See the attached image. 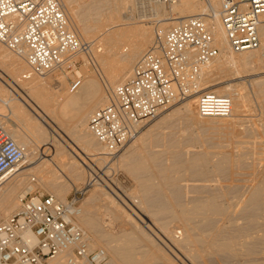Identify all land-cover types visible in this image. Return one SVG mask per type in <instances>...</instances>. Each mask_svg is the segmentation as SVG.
Instances as JSON below:
<instances>
[{
    "label": "rangeland",
    "instance_id": "rangeland-1",
    "mask_svg": "<svg viewBox=\"0 0 264 264\" xmlns=\"http://www.w3.org/2000/svg\"><path fill=\"white\" fill-rule=\"evenodd\" d=\"M114 4V0H71L74 16L73 21L76 25L74 26V29L79 35H82V39H84L82 41H87L92 44V49L88 54L78 55L76 67L73 69V71H57L50 74V77L45 78V82L48 83L47 85L50 88L52 87L53 83L56 84L60 82L63 86L65 85L66 88H68L66 90L68 95L75 93V91L71 92L69 90V81L71 79L79 77L82 80V83H84V81L89 78L93 79L96 83V91H98L91 100L84 102L86 110L90 111L89 115L99 107V104L94 106L95 102L97 103V101L105 95L103 81H110L109 79H111V84L117 85L120 83L121 79L124 77L126 78L127 76V74L123 72L124 77H122L123 74L121 73V69L124 67L122 65L126 64L125 61L127 57L131 54V39L133 38L130 36V38L126 40L127 36L124 29H138L139 26H143L145 23H150L152 25V30L149 41L145 46L146 49L155 35L153 27H156V25L164 22L162 19L166 17L179 16L178 11H174V13L170 14L169 4L158 5L155 8L158 14L155 16L149 10L150 4L141 5V2L138 0H126L125 5L122 6L118 14L117 24L119 25L112 27L107 31H105L103 28L100 30L97 27L95 29L94 26L98 25L99 21L102 22L101 19H106V14L108 15L110 8H112ZM99 9L101 11H99ZM95 13L102 14L95 15ZM84 19L86 24L83 23ZM76 20H78L77 22L79 24L76 22ZM80 23L82 27H84V25H90V27L86 26L87 29L81 28ZM92 24L94 26H92ZM174 25V23L169 24L166 30ZM84 29H86L85 32H83ZM120 30H122L123 33ZM114 37L116 38L115 40H110ZM1 48L4 49L3 46ZM125 48L127 50H125ZM229 49L233 54H235V56L240 54V52L234 51L231 47H229ZM5 50L7 51V54L9 52L11 56L13 55L6 48L4 51ZM248 51H251L249 56L250 63L247 62L248 64H244L245 66L237 65L234 68V66L224 65L222 66L223 68L219 67L218 69V67H216L215 69L213 66L208 65V63L206 65L209 67L206 65L204 67L203 65L204 72L206 74L204 75V72L202 71L203 75L201 81L203 82L204 78L205 81L203 84L200 82L197 94H193L191 97H186L185 99L165 109L155 120L146 124L138 133V135L131 142L125 145V147L119 151L115 157L110 158L106 156L104 160L94 161L92 167H85L84 170H78L71 175L72 177L69 176V179L54 177L53 185L48 186L39 179L38 174V169L41 167V165L45 164L46 160H49L52 157V147L46 144L50 142L47 139H44L45 141L41 142L44 144H38L37 148L33 150L34 153L31 154L33 155L34 161L33 164H29V167L32 165H36V167L32 168L33 170H28L29 172L26 171L24 174L20 175L21 177L17 176L18 178L16 177L15 179L9 178L5 181L6 187L7 185L14 186V188L16 187V190L13 193L14 200L12 199L13 201L11 206H9L7 201L0 203V211L5 212L4 216H0V220L8 217L15 211L18 205L17 193L20 191V189H22L23 186L30 187L32 189L34 188L36 191L42 192L44 194H51L59 200H65L74 186H80L89 183L88 191L80 203V214L77 216L76 220L77 223L86 231L90 238L91 245L93 247H98L105 250L109 257L110 263L112 259V251L116 249V246L117 248L122 249H116L117 251L123 252V249H128L132 245L131 247L133 250L135 249V252L130 251L132 249L128 251L125 250L129 256L127 255V258H124L123 255L121 256L127 260L128 264H264V260H262L264 259V255H262L264 254V252H262V250H264V246H262V244H264V236H262L264 235L262 234L264 233V229H262L264 228V221H262L264 220V217H262L264 216V201L260 203H255L253 201V204L251 203L253 199L251 198V201L249 199V194L251 195L250 190L261 188V186L264 185V48H262L260 42V45L257 48L249 49ZM142 52H140V54L130 64L129 67L131 70L135 61ZM220 54L221 51L218 52L217 56L213 60V64H215V66L218 64L217 61L221 60ZM120 55L124 56V61L121 60ZM11 56H9V58L12 60L15 55L13 57ZM16 58L18 59L19 57L16 56L15 59ZM17 59L15 61H20L21 63V60ZM22 64H25V66H23V68H25H22L20 71V76H23L28 70L24 60L22 61ZM129 67L128 70L131 72ZM207 69L208 71L206 72ZM209 69L211 71H209ZM128 76L131 78V73H128ZM128 76L126 80L129 79ZM24 79L21 78V84L25 83ZM0 84L2 87L5 86L1 80ZM17 87V89H14L11 91V93L16 98L19 95L23 97L25 95L24 93H26L25 90L20 85ZM212 88H217L220 91H224V88H227V93L217 94L227 96L228 94H232L231 98L233 108L237 104L235 98L233 97H235L236 94L244 96V106L239 110L232 112L233 114L228 117L199 116L195 107L196 97L199 92L210 90ZM1 96L2 95H0V98ZM190 99L193 100L195 106L193 105L192 107V113L190 112L187 114L180 108V106ZM15 102L17 101L15 100ZM19 102L22 104L21 100ZM19 102L17 103L19 104ZM0 104L2 105H0L2 107L0 109L2 110V112H0V120H3V122L0 121V125L4 123L2 126L6 129V125L9 123L8 121L10 119L15 121L16 119L12 116L10 109H8L9 105H4L2 102H0ZM20 106H23L24 109L22 110H24V112L27 111L26 113L28 114H32L34 116L36 115V110L30 103L27 102V100L26 104L24 103ZM7 126L10 125L8 124ZM9 129L10 128L6 129L8 134L10 132ZM62 130L67 134L68 137L72 139L73 142H75L73 137H71V135H69L65 129ZM19 132L22 131H18L17 135L22 137L23 133L19 134ZM59 142L62 143V146H64V152L68 158L70 157V161H73V158H77V156H79V154L66 146L65 143H69L66 137L62 140L60 139ZM30 148L32 147L25 146L24 150L27 151ZM101 148L97 145L95 148L96 151L89 153L95 154L99 152ZM199 155L202 158L204 157L203 160L201 158L202 161L200 158H198L200 157ZM195 159H197V161ZM189 161H196V164L194 163V165L191 164L190 166ZM200 161L201 164L199 163ZM203 161L206 162V166H203ZM23 166H27L28 168L27 163H25ZM55 170L57 171V168H55ZM57 173L60 174L59 171H57V176ZM92 173L93 175H96V177L95 179L91 180V177L88 178V174ZM30 177H35V181L33 182L35 184H33L32 181V184L30 183ZM60 189H62V192L59 191ZM208 194L212 197H210ZM223 196L225 197L223 198ZM242 196L244 198H242ZM238 197L241 198L239 199L241 203L240 201L238 202ZM210 198H214L216 203H220V207L223 208V215L221 209L220 213L218 212L220 216L218 213L217 216V214L214 212V215L213 213L212 215L207 213V216L203 214L204 216H202V218L200 214L198 216L193 212L190 213V211H188L195 204H199V202H201L199 201L200 199L203 201L206 199L209 200ZM245 199L249 200L245 201ZM195 200L197 201L196 203L194 202V204L193 201ZM227 200L228 202L230 200L231 201L228 203ZM246 202H249L250 204H247ZM187 203V207L190 206V209L187 208L188 210L184 209L186 208ZM255 204H257L258 208L254 206ZM258 204H260L259 206L262 209L258 206ZM248 206L251 210L248 208ZM177 209H179L180 214H176L178 211ZM254 211L256 213H254ZM184 212H187L188 220L185 222V220L181 217V219L185 222L182 224L183 221H180V216H184ZM228 212L231 213L228 215ZM250 212L251 215L249 218L247 216L250 214ZM260 214L261 217L257 216ZM176 215L179 216V219ZM192 215H194V217ZM243 216L246 219L243 218ZM210 217H213L214 220H212ZM241 217L243 219H241ZM170 219L173 220L171 221ZM244 219L248 220V222ZM207 220H210L212 223H207ZM159 221L164 222L165 227L160 226ZM202 221L204 223H202ZM147 223H150V227H147L148 229L145 227ZM192 223L194 225H192ZM200 223H202L201 226L199 225ZM188 224L192 227V234H203L201 236L206 239L211 238L212 236H215L214 239H216L218 242L228 239V241H234L235 239L234 243L237 242L236 246L238 249V251L236 250L237 255L235 252L232 253L234 255H231L230 253H219V256L217 254H211L202 259L205 260V262L201 259H190V257L186 255V252L177 246L178 243L183 240L186 231L184 228H188ZM183 225H186L187 227H184ZM194 226L196 227L195 231ZM214 226L215 228H213L212 231L211 227ZM220 226L221 228H219ZM250 226H252L254 231L253 229H250ZM245 227L249 229H246ZM228 229H233V232L231 230L229 231ZM240 229L243 230L242 233ZM250 232L253 234H250ZM245 234L247 235L245 236ZM250 235H253V237ZM231 237L233 240H230L232 239ZM258 239L260 240L258 241ZM137 240H139V242ZM252 241H254L255 245ZM243 242H245V244L247 242H252V245H247L249 243L246 245L250 246L248 248L251 249V251L254 248V252H251L254 255L248 252L249 250L246 248V245ZM255 248H257V250H255ZM258 248L261 250L259 251ZM119 252H117L119 255L123 254L122 252ZM240 253H242V255L245 253L248 255V257H246L247 255L242 257ZM182 254L185 255L183 256ZM228 254L231 255L232 258ZM235 255L236 257H239H234L233 259V256ZM171 259L173 260L171 261L172 263L170 262ZM237 260L238 263L235 262ZM260 261L262 263H260ZM122 264L127 263L125 261V263Z\"/></svg>",
    "mask_w": 264,
    "mask_h": 264
},
{
    "label": "built area",
    "instance_id": "built-area-1",
    "mask_svg": "<svg viewBox=\"0 0 264 264\" xmlns=\"http://www.w3.org/2000/svg\"><path fill=\"white\" fill-rule=\"evenodd\" d=\"M138 1L169 4L175 0ZM219 2L218 15L230 47L237 52L255 48L257 28L264 23V0ZM206 16L182 18L157 34L134 63L131 78L118 83L107 102L91 113L88 129L104 147L105 156L115 157L170 104L196 90L202 66L218 54ZM0 44L25 61L26 79L71 72L78 55L92 49L90 42L80 41L69 28L58 0H0ZM80 83L79 77L71 79L70 91ZM231 106L227 95L212 91L196 97L201 117H228ZM23 158V149L0 125V177ZM88 185L74 186L65 200L34 188L20 195L15 211L0 220V264H46L59 255H63L60 264H111L105 250L91 245L76 220Z\"/></svg>",
    "mask_w": 264,
    "mask_h": 264
},
{
    "label": "bare ground",
    "instance_id": "bare-ground-1",
    "mask_svg": "<svg viewBox=\"0 0 264 264\" xmlns=\"http://www.w3.org/2000/svg\"><path fill=\"white\" fill-rule=\"evenodd\" d=\"M59 3L61 4V7L63 9V12L68 20V23H69V28L75 33V35L77 36V38L82 41L84 39H82V35H79L76 30L74 29V26L75 23L73 21V7L71 6V0H58ZM115 1V4L113 5L112 8H110L109 12H108V15L106 14V19H101L102 22L99 21V24L94 26L92 24V26L99 28L100 30L103 28L105 31L109 30L110 28L112 27H115L119 24L118 23V14H119V11L120 9L122 8V6L125 5V2L126 0H114ZM129 2V1H127ZM103 3V2H102ZM142 4H150L149 5V10L150 12H152L153 15H157V11H156V7L158 5H162L163 3H145V2H142L141 1V5ZM125 8V7H123ZM220 8V2L219 0H175L174 2H171L169 3V10H170V14L174 13V11H178L179 13V16L177 17H166L164 19H162L164 22L156 25V27L154 26L153 27V30L155 32V36H157V34H163L164 32H166V28L169 26V24H172L174 23L175 25L178 24V22L182 19V18H185V17H189V16H192V15H198V14H206V24L209 28V31L210 33L212 34V38L214 40V45L218 48V52L221 51V54H220V57H221V60L220 61H217L218 64L215 66V64H213V60L210 61L208 63V65L210 66H213L215 69L216 67H221L223 68L222 66L224 65H227V66H234V68L238 65H243L245 66L244 64H246L247 62L250 63L249 61V56L251 54V51H248V50H244V51H239L240 54H238L237 56H235V54H233L231 52V50L229 49L230 45L228 43V40L226 38V35H225V29H224V24L222 23V20L220 19L219 15H218V10ZM144 9V8H143ZM147 9V8H146ZM148 10V9H147ZM96 11H97V8H96ZM99 11H101L99 9ZM93 12V11H92ZM90 13V12H89ZM88 13V14H89ZM96 14H99V13H95ZM102 14V13H101ZM99 14V15H101ZM87 15V14H86ZM91 15V14H90ZM94 15V14H93ZM98 15V16H99ZM105 16V15H104ZM86 17V16H85ZM91 17V16H90ZM96 18H98L97 16H95ZM103 17V16H102ZM87 19V18H85ZM85 19H84V24L85 23ZM91 19V18H90ZM89 20V19H88ZM120 20V19H119ZM78 20H76L77 22ZM80 21V20H79ZM87 21V20H86ZM92 21V20H91ZM109 21V22H108ZM97 22V20H96ZM95 22V23H96ZM78 23V22H77ZM82 23V24H83ZM93 23V22H92ZM79 24V23H78ZM88 24V23H87ZM91 24V23H90ZM81 25V23H80ZM174 25V26H175ZM223 25V26H222ZM87 27L90 25H86ZM86 26L84 25V27H82L81 25V28H86ZM93 27V28H94ZM152 25L149 23V24H144L143 26H139L138 29H124L125 33H126V40L130 38V36L133 38L131 39V42H132V45H131V54L127 57L126 59V64L122 65L124 66L122 69H121V73L123 74V72H125V74H127L128 76V73H131V76L133 74V67H132V70L131 68L129 67L130 64L135 60V58L140 54V52H142L144 49H145V46L146 44L148 43L149 41V37L151 36V30H152ZM87 29V28H86ZM83 32H85V30ZM98 30V29H97ZM103 30V31H104ZM168 30V29H167ZM122 31V30H120ZM123 33V31H122ZM118 35V33H117ZM125 35V34H124ZM129 36V37H128ZM257 36H258V39H259V43L258 45L255 47L257 48L259 45H260V42H261V46L262 48H264V23L260 24L257 28ZM153 37V39H154ZM110 39V38H109ZM116 38H111L110 40H115ZM152 39V40H153ZM152 42V41H151ZM218 44V46H217ZM1 45V44H0ZM2 45L0 46V80L5 84V86H1L0 84V95L1 98H0V102H2V104L4 103V105H9L8 109H10L11 113H12V116L15 117V121L14 120H7L9 123L10 126H7V128H10V132H9V136L13 139V141L20 147L23 149V152H24V158L23 160H21L19 163H17L16 165H14L8 172H6L2 177H0V203L3 202V201H7L9 206H11L12 204V201L14 200V191L16 190V187L14 188V186H8L6 187L5 185V181L9 178H16L17 176H20L22 174H24L26 171L36 167V165H32L29 167V164H33V150L37 148L38 144H44V143H41L43 141H45L44 139H47L50 143H46L48 144L50 147H52V157L49 159V160H46V163L41 165V167L38 169V174H39V179L42 180V182L44 184H46L47 186L48 185H53V179L54 177H62L64 179H69V176H71L72 174H74L75 172H77L78 170H84L85 167H92V164L94 163V161H97V160H104L106 158V156H104V147L100 145V143L97 142V140L95 139V137L93 136L92 137V134L90 132V130L88 129V123H87V120H88V116L90 117L89 115V112L88 110H86L85 108V101H89L91 100L95 93H97L96 89V83L93 79L89 78L87 80L84 81V83H82V80H81V83L80 85L78 86V88L75 91V93L71 94V95H68L66 90L68 88H66V86L62 85V83H53L52 84V87L50 88L45 82V78L46 77H50L49 75L48 76H37V75H33L31 76L30 78L27 79H24L23 76H20V71L22 70L23 66H25V64L23 65L22 64V61L23 59H17V60H21V63L20 61H15V57L12 58H9V56H11L8 52V54L6 53L7 51L4 47L1 48ZM125 50H127L125 48ZM124 50V51H125ZM146 50V49H145ZM144 50V51H145ZM143 51V52H144ZM142 52V53H143ZM237 52V51H236ZM141 53V54H142ZM14 54L11 56L13 57ZM121 57V60L124 61V56L120 55ZM139 58V57H138ZM137 58V59H138ZM14 59V60H13ZM252 59V58H251ZM136 62V61H135ZM248 64V63H247ZM206 65V64H205ZM204 65V67H205ZM206 65V66H208ZM128 67L130 68V71L128 70ZM209 67V66H208ZM25 68V67H24ZM23 68V69H24ZM27 68V67H26ZM203 68V66H202ZM212 68V67H211ZM220 68V69H221ZM95 69V68H94ZM203 72H204V68L201 69ZM201 71V77H200V80L198 81V84H197V88L196 90H194L192 92V94H190L189 96L191 97V95L193 94H197L198 93V90H199V84L201 82V84H203V82L205 81V76L203 77L204 81L202 82V72ZM208 71V69L206 70V72ZM209 71H211L209 69ZM217 72V71H216ZM120 73V72H119ZM120 73V74H121ZM209 73V72H208ZM103 74V73H101ZM121 74V75H122ZM206 73L204 72V75ZM23 75V74H22ZM208 75V74H207ZM102 76V75H101ZM112 76V75H111ZM126 76V78H127ZM130 76V75H129ZM128 76V78H129ZM37 77H40V78H37ZM122 77H124V74L122 75ZM21 78L24 79L25 83L24 84H21L20 81H21ZM53 78V77H52ZM126 78L124 77L123 79L120 80V82H124V80L126 81ZM44 79V80H43ZM104 79V78H103ZM119 79V78H118ZM54 80V79H53ZM110 81H112L111 79H109ZM103 81V80H102ZM108 80H104V93L105 95L102 96L98 101L97 103L95 102L94 106L95 105H98L99 104V107L100 105L103 106L106 102H107V99H108V95L109 93L113 90V88L116 86L112 85L111 83ZM54 82V81H53ZM102 82V83H103ZM22 86L23 89L25 90L26 93H24L25 95L22 97V96H17V98L15 96H13V94L11 93V91H13L14 89H17L18 87L17 86ZM228 86V85H227ZM17 87V88H16ZM65 87V88H64ZM205 88V87H204ZM207 88V87H206ZM21 89V88H19ZM225 92L224 91H220L218 90L217 88H212L210 90H206V91H212L214 93H227L226 91L227 88H224ZM70 90V89H69ZM70 92V91H69ZM72 92V91H71ZM204 92V91H202ZM201 93V92H199ZM17 94V93H16ZM188 96V97H189ZM232 94H228V97L231 99L232 101V98H231ZM244 96L240 95V94H236L235 97V100L237 102V104L234 106L233 108V104L231 106V114H233L232 112L234 111H237L239 110L241 107L244 106ZM185 99V98H184ZM15 100L17 102H19L20 100L22 101V104H26V100L28 103H30L34 109L36 110L35 111V116L32 115V114H28L26 112H24V109L23 106H20L22 104H19L17 102H15ZM181 100H178V101H175L173 102L172 104H170L168 107H171V105L179 102ZM103 104V105H102ZM1 105V104H0ZM3 105V106H4ZM194 105V102L192 99L186 101L185 103H183L180 108L186 112L187 114L188 113H192V107ZM2 106V105H1ZM0 106V109L2 108ZM195 106V105H194ZM167 107V108H168ZM196 107V106H195ZM4 108V107H3ZM91 108V107H90ZM166 108V109H167ZM4 110V109H3ZM34 111V110H33ZM0 112H2V110H0ZM196 114V113H195ZM230 114V115H231ZM3 116H5L4 114H2ZM1 115V116H2ZM229 115V116H230ZM11 116V117H12ZM193 117V116H192ZM194 118V117H193ZM3 119V118H2ZM1 121V120H0ZM3 122V120L1 121ZM5 122V121H4ZM4 123H2L3 125ZM6 128V129H7ZM62 129H65V131L67 133H69V135H71V137H73L74 141H72V139L70 137L67 136V134L62 130ZM22 131V132H19L20 133H23V136L22 137H19L17 135L18 131ZM67 138V141L69 142L68 144H66L67 147H69L70 149H72L73 151H75L77 154H79V156H77V158H73L74 160L73 161H70V157L68 158L64 152V146H62V143H60V139L62 140L63 138ZM95 139V140H94ZM137 139V138H136ZM39 142V143H37ZM47 142V141H46ZM140 142V141H139ZM142 143V142H141ZM98 145V147H102L101 150L95 154H90L89 152H94L96 151L95 148L96 146ZM25 146H30L32 148H30L29 150L25 151ZM47 147V146H46ZM87 152V153H86ZM74 153V152H73ZM75 153V154H76ZM89 153V154H88ZM76 154V155H77ZM69 155V154H68ZM46 156V155H45ZM200 156V155H199ZM157 157V156H156ZM209 157V156H208ZM197 158V157H196ZM200 158L201 160V156L198 157ZM197 158V159H198ZM197 159H195L197 161ZM204 159V157L202 158V160ZM206 159V158H205ZM144 160V159H143ZM192 160H193V157H192ZM201 160V161H202ZM123 161V160H122ZM195 161V162H196ZM201 161L199 162L201 164ZM190 162V161H189ZM194 161L193 162H190L189 165L191 166L194 165L195 163ZM204 162V161H203ZM25 163L28 164V168L27 166H23ZM140 163V162H139ZM185 163V161H184ZM41 164V162H40ZM39 164V166H40ZM183 164V163H182ZM196 164V163H195ZM206 164V162H204L203 166ZM178 165V164H177ZM184 165V164H183ZM176 166V165H175ZM179 166V165H178ZM206 166V165H205ZM194 167V166H192ZM198 167V166H197ZM24 168V169H23ZM55 168H57V171H59L60 174H58V176L56 175V170ZM59 169V170H58ZM195 169V168H194ZM207 169V168H206ZM218 169V168H217ZM33 170V169H32ZM205 170V169H204ZM199 171V170H198ZM206 171V170H205ZM29 172V171H28ZM162 172V171H161ZM176 172V171H175ZM196 172V171H195ZM200 172V171H199ZM202 172V171H201ZM179 173V172H178ZM177 173V174H178ZM161 174V173H160ZM180 174V173H179ZM203 174V173H202ZM206 174V173H205ZM176 175V174H175ZM204 175V174H203ZM21 177V176H20ZM23 177V176H22ZM72 177V176H71ZM91 177L90 179H95L96 175H93L92 174H88V178ZM18 178V177H17ZM35 179V177H33ZM31 179L32 177H30V183H31ZM63 179V180H64ZM164 179V178H163ZM39 180V181H40ZM159 180V179H157ZM171 180V179H169ZM67 181V180H66ZM162 181V180H161ZM20 182V181H19ZM18 182V184H19ZM173 182V181H172ZM210 182V181H209ZM33 183V182H32ZM31 183V184H32ZM164 183V182H163ZM7 184V183H6ZM12 184V183H11ZM35 184V183H33ZM175 184V183H174ZM210 184V183H209ZM161 185V184H160ZM262 185V184H261ZM17 186V185H16ZM209 186V185H208ZM211 186V185H210ZM264 186V185H262ZM261 188H256L254 190H250L251 191V195L249 194V199L251 201V198L253 199L251 203H253V201L255 203H260L262 201H264V187ZM71 187V186H70ZM156 187V186H155ZM166 187V186H165ZM62 188V187H61ZM171 188V187H170ZM32 190V188L30 187H26V186H23L22 189H20V191L17 193V201H18V197L20 195H23L24 193L28 192ZM60 192H62V189L59 190ZM160 192V191H159ZM221 192V191H220ZM242 193V192H241ZM244 193V192H243ZM210 194V193H209ZM208 194V195H209ZM215 194V193H214ZM246 194V193H244ZM200 195V194H199ZM211 195V194H210ZM209 195V196H210ZM229 195V194H228ZM232 195V194H231ZM241 195V194H240ZM243 195V194H242ZM53 196V195H52ZM220 196V195H219ZM235 196V195H234ZM233 196V197H234ZM55 197V196H54ZM208 197V196H207ZM212 197V196H210ZM214 197V195H213ZM218 197V196H217ZM225 196H223L224 198ZM232 197V198H233ZM246 197V196H245ZM201 198V197H200ZM219 198V197H218ZM242 198H244L242 196ZM248 198V197H247ZM13 199V200H12ZM198 199V198H197ZM203 199V198H202ZM205 199V198H204ZM216 199V198H215ZM230 199V198H229ZM236 199V198H235ZM238 199V202L240 201L239 199H241L240 197L237 198ZM248 199V200H249ZM193 200V199H192ZM234 200V198H233ZM232 200V201H233ZM247 199H245V201H248ZM191 201V200H190ZM197 200L193 201V203L195 202L196 203ZM201 202H199V204H195L193 207H191V209L189 207H187L188 203L186 204V210H188L187 208H189L190 210V213L193 212L194 214L198 215L199 214L201 215V218L202 216H207L208 214L209 215H214V212L217 214L218 212L220 213V209L222 210V215L224 214L223 213V208L220 207V203H216L214 198H210L209 200H199ZM220 201V200H219ZM222 201V200H221ZM231 201V200H230ZM229 201V202H230ZM228 202V200H227ZM226 202V203H227ZM228 202V203H229ZM236 202V201H235ZM15 203V202H14ZM13 203V204H14ZM184 203V202H183ZM192 203V202H190ZM198 203V202H197ZM224 203V204H226ZM227 203V205H228ZM241 203V201H240ZM244 203V202H243ZM242 203V204H243ZM247 203V202H246ZM222 204V203H221ZM235 204V203H234ZM239 204V203H238ZM245 204V203H244ZM247 204H250L249 202ZM254 204V203H253ZM183 205V204H182ZM231 205V203H230ZM260 204H258L259 206ZM13 206V205H12ZM223 206V205H222ZM226 206V205H225ZM229 206V205H228ZM233 206V205H232ZM236 206V205H235ZM238 206V205H237ZM241 206H244V205H241ZM254 206L257 207V204H255ZM176 207V206H175ZM234 207V206H233ZM254 207V208H256ZM260 207V206H259ZM178 208V207H177ZM225 208V207H224ZM240 208V207H239ZM247 208V207H246ZM249 208V206H248ZM258 208V207H257ZM261 208V207H260ZM151 209V208H150ZM169 209V208H168ZM227 209V208H226ZM236 209V208H235ZM245 209V208H244ZM250 209V208H249ZM253 209V207H252ZM262 209V208H261ZM178 210V211H177ZM177 213L178 214L180 211L179 209H177ZM233 210V209H232ZM251 210V209H250ZM163 211V210H162ZM167 211V210H166ZM170 211V210H169ZM187 211V212H188ZM229 211V210H228ZM242 211V210H241ZM240 211V212H241ZM165 212V211H164ZM174 212V211H173ZM187 212H184L183 215L184 216H180V221H183L182 219L185 220V222L188 220V216H187ZM225 212V211H224ZM237 212V211H236ZM249 212V211H248ZM156 213V212H155ZM154 213V214H155ZM158 213V212H157ZM175 213V212H174ZM192 213V214H193ZM208 213V214H207ZM218 213V214H219ZM229 213L231 212H228V215ZM254 213H256L254 211ZM259 213V212H258ZM5 212L4 211H0V216L3 215L4 216ZM80 214V208H79V212H78V215ZM150 214V213H149ZM180 214V213H179ZM204 214V215H203ZM217 214V216H218ZM236 214V213H235ZM245 214V213H244ZM252 214H253V211H252ZM77 215V216H78ZM167 215V213H166ZM242 215V214H241ZM251 215V212L250 214L247 216L249 217ZM76 216V218H77ZM155 216V215H154ZM177 218L179 217L178 215H176ZM194 217V215H192ZM197 216V217H198ZM220 216V214H219ZM227 216V215H225ZM254 216V215H252ZM256 216V215H255ZM259 217H261V214L260 215H257ZM173 217V215H172ZM182 217V219H181ZM215 217V216H214ZM231 217V216H230ZM236 217V216H235ZM264 217V216H262ZM176 218V217H175ZM200 218V219H201ZM206 218V217H204ZM211 218V217H210ZM226 218V217H225ZM237 218V217H236ZM235 218V219H236ZM243 218H245L243 216ZM241 217V219H243ZM250 218V217H249ZM251 218H255V217H251ZM257 218V217H256ZM152 219V218H151ZM168 219V218H167ZM166 219V220H167ZM179 219V218H178ZM199 219V220H200ZM212 220L213 217L211 218ZM223 219V218H222ZM240 219V218H239ZM246 219V218H245ZM244 219V220H245ZM164 220V219H162ZM171 220V219H170ZM173 220V219H172ZM171 220V221H172ZM176 220V219H175ZM194 220V219H193ZM243 220V221H244ZM256 220V219H255ZM259 220V218H258ZM195 221V220H194ZM218 221V220H217ZM224 221V220H223ZM232 221V220H231ZM230 221V222H231ZM248 222V220H245ZM244 221V222H245ZM251 221V220H250ZM249 221V223H250ZM264 221V220H262ZM152 222V221H151ZM167 222V221H166ZM183 221L182 224L185 223ZM192 222V221H191ZM207 223L208 222H211L210 220L206 221ZM241 222V221H240ZM261 222V221H260ZM154 223V222H153ZM169 223V222H168ZM180 223V222H179ZM195 223V222H194ZM202 223H204L202 221ZM200 223L199 225L201 226ZM212 223V222H211ZM223 223V222H222ZM252 223V222H251ZM206 224V223H205ZM204 224V225H205ZM216 224V223H214ZM219 224V223H218ZM229 224V223H228ZM232 224V223H231ZM245 224V223H244ZM159 225L162 226V227H165V223L162 222V221H159ZM192 225H194L192 223ZM198 225V226H199ZM203 225V226H204ZM208 225V224H207ZM226 225V224H225ZM224 225V226H225ZM234 225V224H232ZM241 225V224H239ZM260 225V224H259ZM184 227L186 225H183ZM199 226V227H200ZM216 226V225H215ZM214 227H211V230ZM227 226V225H226ZM246 226V225H244ZM255 226V225H254ZM138 227V226H137ZM146 228L147 227H150V223L146 224L145 226ZM183 227V228H184ZM187 227V226H186ZM207 227V226H206ZM210 227V225H209ZM223 227V226H222ZM232 227V226H231ZM243 227V226H242ZM240 227V228H242ZM251 228L250 229H253L252 226H250ZM169 228V227H168ZM205 228V227H204ZM221 228V226L219 227ZM229 228V227H228ZM246 228V227H245ZM256 228V227H254ZM83 229V228H82ZM148 229V228H147ZM166 229V228H165ZM185 230V236L183 238V240L178 243L177 246H179L182 250H184L186 252V255H188L190 257V259H196V260H199V259H203L211 254H219V253H230L231 255H234L232 253L235 252L236 254V250L238 251L237 249V242H235V239L234 241H228V240H223L222 242H218L216 241L215 236H212L211 238H204L203 234H192L193 232L192 231V227L191 225L188 224V228H184ZM201 229V228H200ZM210 229V228H209ZM227 229V228H226ZM246 229H249V228H246ZM264 229V228H262ZM84 230V229H83ZM183 230V229H182ZM196 230V227L194 226V231ZM203 230V229H202ZM210 230V231H211ZM215 230V229H214ZM229 230V229H228ZM231 230V229H230ZM229 230V231H230ZM233 230V229H232ZM231 230V231H232ZM241 230V229H240ZM199 231V230H197ZM205 231V229H204ZM208 231V229H207ZM209 231V232H210ZM213 231V230H212ZM222 231V230H221ZM226 231V230H225ZM227 231V232H229ZM243 230H241V233H242ZM246 231V230H245ZM252 231V230H250ZM254 231V229H253ZM220 232V231H219ZM233 232V231H232ZM231 232V234H232ZM169 233V232H168ZM202 233V232H200ZM204 233V232H203ZM226 233V232H225ZM230 233V232H229ZM256 233V232H255ZM132 234V233H131ZM205 234V233H204ZM207 234V233H206ZM224 234V233H223ZM228 234V233H227ZM226 234V235H227ZM235 234V233H234ZM250 234H253L250 232ZM264 234V233H262ZM172 235V234H171ZM242 235V234H241ZM247 234H245L246 236ZM255 235V234H254ZM28 237H30V235H27ZM175 236V235H174ZM182 236V234H181ZM205 236V235H204ZM229 236V235H228ZM227 236V237H228ZM233 236V235H232ZM244 236V235H243ZM251 236V235H250ZM264 236V235H262ZM206 237V236H205ZM209 237V236H207ZM219 237V236H218ZM236 237V236H235ZM249 237V236H248ZM253 237V235L251 236ZM172 238V237H170ZM175 238V237H174ZM223 238V237H222ZM229 238V237H228ZM232 238V237H231ZM234 238V236H233ZM230 239V240H233ZM244 238V237H243ZM260 238V237H259ZM181 239V238H180ZM261 239V238H260ZM258 239V241L260 240ZM134 240V239H133ZM241 240V239H240ZM257 240V239H255ZM139 242V240H137ZM175 241V239H174ZM221 241V239H220ZM248 241V240H247ZM242 242V241H241ZM246 242V241H245ZM245 242H243L245 244ZM250 242V240H249ZM247 242V243H249ZM253 244L255 245L254 241H252ZM252 242L247 244V245H252ZM137 243V242H136ZM127 244V243H126ZM173 244V243H172ZM177 244V243H176ZM241 244V243H240ZM245 244V245H246ZM259 244V243H258ZM109 245V244H108ZM129 245V243H128ZM134 245V244H133ZM168 245V244H167ZM244 245V246H245ZM246 245V248L249 250H247L249 253H251L252 251L254 252V248L253 250L251 251V249H249L248 247L250 246H247ZM126 246V245H125ZM124 246V247H125ZM132 246V245H131ZM130 246V248L128 249H125V250H130L132 249V247ZM156 246V245H155ZM243 246V247H244ZM262 246H264V244H262ZM122 247V248H124ZM129 247V246H128ZM254 247V246H253ZM260 247V246H259ZM113 248V246H112ZM239 248V247H238ZM262 248V247H261ZM116 249L118 250L119 248H117L116 246ZM116 249H114L112 251V259H111V263L113 264H122V263H126L128 264L127 260L124 259V258H127V255L128 253L123 249V252L122 251H117ZM116 250V251H115ZM119 250H122L121 248ZM135 250V249H134ZM133 249L130 250V251H134ZM140 250V249H139ZM138 250V251H139ZM158 250V249H157ZM175 250V249H174ZM245 250V251H246ZM255 250H257V248H255ZM258 250L260 251L261 249L258 248ZM125 251V253H124ZM146 251V250H145ZM244 251V250H243ZM117 252L119 253H123L121 255H119ZM135 252V251H134ZM137 252V251H136ZM140 252V251H139ZM148 252V251H147ZM240 252V250H239ZM248 252H246L247 254H249ZM252 252V253H253ZM262 252H264V250H262ZM132 253V252H130ZM161 253V252H160ZM166 253V252H165ZM182 253V252H181ZM184 253V252H183ZM251 253V254H252ZM260 253V252H259ZM126 254V255H124ZM155 254V253H154ZM162 254V253H161ZM160 254V255H161ZM242 255V253H240ZM244 255H247L245 253H243ZM124 256V258H122L121 256ZM183 256L185 254H182ZM222 255V254H221ZM229 255V254H228ZM227 255V256H228ZM231 255H229L231 257ZM237 255V254H236ZM233 256V259L234 257ZM239 255V253H238ZM242 255V257L244 256ZM254 255V254H252ZM257 255V253H256ZM264 255V254H262ZM129 256V255H128ZM219 256V255H218ZM226 256V255H225ZM228 256V257H229ZM261 256V254H260ZM159 257V256H158ZM165 257V256H164ZM180 257V256H179ZM187 257V256H185ZM214 257V256H213ZM239 257V256H237ZM236 257V258H237ZM248 257V255L246 256ZM259 257V255H258ZM151 258V257H150ZM166 258V257H165ZM168 258V257H167ZM211 258V257H210ZM209 258V259H210ZM217 258V257H216ZM226 258V257H225ZM232 258V257H231ZM250 258V257H249ZM161 259V258H160ZM164 259V258H163ZM189 259V260H190ZM214 259V258H212ZM239 259V258H238ZM244 259V258H242ZM241 259V260H242ZM248 259V258H247ZM255 259V258H254ZM258 259V258H257ZM211 260V259H210ZM226 260V259H225ZM251 260V259H250ZM264 260V259H262ZM63 261V255H59L57 257H54V258H51L47 261L46 264H60L61 262ZM167 261V260H166ZM173 261L172 259L170 260V262ZM179 261V260H178ZM205 262V260H202ZM153 262V261H152ZM191 262V260H190ZM195 262V261H194ZM209 262V261H208ZM238 263V260L235 261ZM244 262V261H243ZM250 262V261H249ZM248 262V263H249ZM256 262V261H255ZM259 262V261H258ZM172 263V262H171ZM192 263V262H191ZM234 263V261H233ZM251 263V262H250ZM260 263H262L260 261ZM174 264V263H173ZM201 264V263H200ZM226 264V263H225ZM230 264V263H229ZM240 264V263H239Z\"/></svg>",
    "mask_w": 264,
    "mask_h": 264
}]
</instances>
